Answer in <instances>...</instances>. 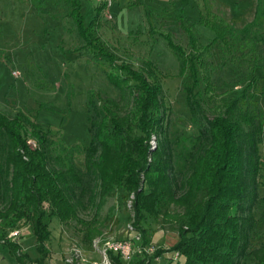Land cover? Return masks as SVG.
<instances>
[{
    "label": "trees",
    "instance_id": "1",
    "mask_svg": "<svg viewBox=\"0 0 264 264\" xmlns=\"http://www.w3.org/2000/svg\"><path fill=\"white\" fill-rule=\"evenodd\" d=\"M55 1L67 11L82 48L102 69L114 95L95 89L86 93L87 145L57 146L48 131L20 108L9 114L0 110V251L19 264H45L51 240L48 218L63 224L76 220L84 226L85 244H75L90 251L99 230L78 216L79 209L121 190L125 201L131 199L132 228L140 233L142 244L149 243L142 227L148 218L169 223L177 233L176 241L167 249L158 247L152 258L177 251L182 264H241L246 257L252 264H264V244L250 248L257 227L253 208L260 198L264 168V105L255 104L245 88L233 98H221L209 117L198 90L202 83L204 93L213 91L208 57L214 44L227 52L237 44L250 43L253 53L264 47V0H255L252 18L241 27L211 12L205 0L206 11L198 23L213 33L206 44L180 20L184 44L169 31L150 28L175 57L176 75L189 79L184 87L186 119L194 132L174 140L166 131L163 75L156 64L146 59L135 68L117 59L96 33L103 5H96L86 23L80 0ZM32 3L36 6L43 0ZM259 61L253 71L261 68ZM251 75L255 80L256 74ZM48 108L64 111L54 105ZM153 137L155 146L150 142ZM29 138L36 142L35 148L27 144ZM23 227L35 238L36 258L15 241ZM13 230L18 231L15 238L9 236Z\"/></svg>",
    "mask_w": 264,
    "mask_h": 264
},
{
    "label": "rangeland",
    "instance_id": "2",
    "mask_svg": "<svg viewBox=\"0 0 264 264\" xmlns=\"http://www.w3.org/2000/svg\"><path fill=\"white\" fill-rule=\"evenodd\" d=\"M208 2L211 12L235 27H241L253 16L255 0ZM80 3L84 21L89 22L96 3L94 0H80ZM205 11V0H113L110 7L113 18L107 20L101 16L96 28L99 38L119 61L128 62L135 68L146 59L156 64L163 75L162 100L167 108L166 131L171 140L177 135L189 137L194 132V127L186 119L189 111L184 87L189 79L176 75L178 66L175 57L158 33H150L149 30L169 31L177 42L184 44L186 38L179 29L181 21L185 26L190 25L199 41L206 44L213 33L198 23L200 14H205ZM208 60L213 66V91L204 93L202 83L198 88L207 116L214 114L221 98H233L245 88L246 95H251L255 104L264 105V47L258 46L253 53L250 43L237 44L233 51L227 52L214 44ZM256 60H261L259 64L262 66L253 71ZM12 70L19 71L20 75L12 76ZM253 72L255 80L252 79ZM89 89L114 95L102 69L82 48L65 8L55 0H43L36 6L32 0H0V110L9 114L20 108L43 131H48L57 146L87 145L90 135L84 101ZM51 105L64 111L50 110L48 107ZM152 141V146H155L154 137L151 144ZM182 144H188L186 138H182ZM76 159L81 160V155ZM259 195L253 208L257 227L250 241L251 249L264 244V168ZM130 207L131 199L125 201L122 191L117 190L112 196L102 200L96 198L94 204L84 210L79 209L78 216L99 230L94 238H131L134 229ZM46 221L51 230V240L45 264L62 262L72 243L79 242L84 246L82 237L85 227L76 220L65 224L55 218ZM142 227L147 231L149 243L156 247L167 249L177 239V233L169 223H157L148 218ZM30 236V230L23 227L15 241L22 245V251L36 258L39 255L35 249V238ZM167 256L162 254L150 263L174 264ZM252 262L251 257H246L241 264ZM0 264L19 263L1 250Z\"/></svg>",
    "mask_w": 264,
    "mask_h": 264
},
{
    "label": "built area",
    "instance_id": "3",
    "mask_svg": "<svg viewBox=\"0 0 264 264\" xmlns=\"http://www.w3.org/2000/svg\"><path fill=\"white\" fill-rule=\"evenodd\" d=\"M96 1L99 5H103L101 10L102 16L107 20H111L113 15L110 12V7L113 4V0ZM11 74L14 77L20 75L19 71L15 70H12ZM27 144L33 148L37 146L36 142L31 138L27 139ZM152 145H154V141H152ZM132 231L131 238H94L91 242L90 252L95 253L97 255L96 257H89L87 251L73 243L64 254L62 262L64 264H119L114 259L116 257L124 262V264H129L137 259H141V264H150L152 260H158L165 253L168 255L167 258L173 262L178 261L182 257L177 251H164L161 255L152 258L158 247L151 243L142 244L140 233L138 231ZM9 236L15 238L18 236V231H11Z\"/></svg>",
    "mask_w": 264,
    "mask_h": 264
},
{
    "label": "crops",
    "instance_id": "4",
    "mask_svg": "<svg viewBox=\"0 0 264 264\" xmlns=\"http://www.w3.org/2000/svg\"><path fill=\"white\" fill-rule=\"evenodd\" d=\"M95 1V3H96V5H98V3H97V1L96 0H94ZM96 5H95V7H96ZM94 7V8H95ZM95 12V11H94ZM93 15H94V13H93ZM87 23V22H86ZM204 44V43H203ZM30 237H32V235L30 236ZM21 247H22V245H21ZM23 248V247H22ZM88 256L89 257H96L97 255L95 254V253H93V252H90V251H88ZM153 261V260H152ZM151 261V262H152ZM136 262H137V260H134L133 262H131V263H129V264H136ZM174 264H182L183 263V257H181L178 261H176V262H173ZM37 264V263H36ZM59 264H64L63 262H60ZM151 264V263H150ZM166 264V263H165Z\"/></svg>",
    "mask_w": 264,
    "mask_h": 264
}]
</instances>
